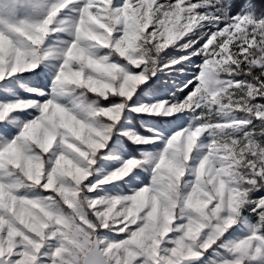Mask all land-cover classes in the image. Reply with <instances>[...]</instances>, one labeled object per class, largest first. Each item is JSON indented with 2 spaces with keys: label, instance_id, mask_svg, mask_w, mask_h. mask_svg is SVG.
<instances>
[{
  "label": "snow or ice",
  "instance_id": "1",
  "mask_svg": "<svg viewBox=\"0 0 264 264\" xmlns=\"http://www.w3.org/2000/svg\"><path fill=\"white\" fill-rule=\"evenodd\" d=\"M0 264H264V0H0Z\"/></svg>",
  "mask_w": 264,
  "mask_h": 264
},
{
  "label": "rangeland",
  "instance_id": "2",
  "mask_svg": "<svg viewBox=\"0 0 264 264\" xmlns=\"http://www.w3.org/2000/svg\"><path fill=\"white\" fill-rule=\"evenodd\" d=\"M196 59H197V62H199V59L198 58ZM178 78L182 79L183 77H178ZM165 81H167L168 85L171 84V80L168 77H162L161 80L155 81L153 86L157 84V87L159 86L158 88H164L166 87ZM33 83H35L38 86L43 87L47 84V77L43 73H41L40 75L35 77V80L33 81ZM164 126L169 127L170 125L168 123H165Z\"/></svg>",
  "mask_w": 264,
  "mask_h": 264
},
{
  "label": "trees",
  "instance_id": "3",
  "mask_svg": "<svg viewBox=\"0 0 264 264\" xmlns=\"http://www.w3.org/2000/svg\"><path fill=\"white\" fill-rule=\"evenodd\" d=\"M35 80V77H33V81ZM154 87H157V84L154 86ZM159 87V86H158Z\"/></svg>",
  "mask_w": 264,
  "mask_h": 264
}]
</instances>
